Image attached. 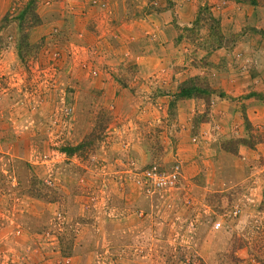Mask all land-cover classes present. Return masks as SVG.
<instances>
[{"label":"rangeland","instance_id":"374dc122","mask_svg":"<svg viewBox=\"0 0 264 264\" xmlns=\"http://www.w3.org/2000/svg\"><path fill=\"white\" fill-rule=\"evenodd\" d=\"M16 1L0 264H264V0Z\"/></svg>","mask_w":264,"mask_h":264},{"label":"trees","instance_id":"16d2710c","mask_svg":"<svg viewBox=\"0 0 264 264\" xmlns=\"http://www.w3.org/2000/svg\"><path fill=\"white\" fill-rule=\"evenodd\" d=\"M17 1L13 2V3L17 4L18 3ZM18 4L21 6L20 9L19 8L16 9V11H18V13L17 14L6 13L5 16H4L3 21H10L12 19L13 21H16V23L23 22L25 20L26 16L28 14H30L31 12H33L32 10H33V8H35L36 0H26V2H24V4L23 3H18ZM29 5L31 6V8L29 7ZM197 9H198L197 10V15H199V13L201 11H204L208 15V21H210L213 24H215V32H214V36L213 37H215V39L218 40V42L222 41L223 38H222L221 34H219V32H218L217 21L212 17V15L208 11L207 7L206 6H201V7L197 8ZM36 17L37 16H35V18ZM197 22H199V20L196 17V19L194 21V24L197 23ZM194 87H186V88L184 87V88L180 89V91L178 92L177 95L179 97H181V98H189L190 96H195L194 93L196 92V94L198 93L199 95H204V97H206V101H207L208 100V96L210 94H212V90L206 91V90L200 89L199 87L198 88L196 86H194ZM198 94H197V96H198Z\"/></svg>","mask_w":264,"mask_h":264},{"label":"built area","instance_id":"2783aa9c","mask_svg":"<svg viewBox=\"0 0 264 264\" xmlns=\"http://www.w3.org/2000/svg\"><path fill=\"white\" fill-rule=\"evenodd\" d=\"M144 179L148 182L153 188L162 189L170 188L172 181L174 180L173 175L157 174L154 171H147L143 174Z\"/></svg>","mask_w":264,"mask_h":264},{"label":"crops","instance_id":"0c3cea01","mask_svg":"<svg viewBox=\"0 0 264 264\" xmlns=\"http://www.w3.org/2000/svg\"><path fill=\"white\" fill-rule=\"evenodd\" d=\"M190 24V22H188L186 25H189Z\"/></svg>","mask_w":264,"mask_h":264}]
</instances>
